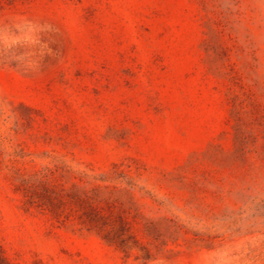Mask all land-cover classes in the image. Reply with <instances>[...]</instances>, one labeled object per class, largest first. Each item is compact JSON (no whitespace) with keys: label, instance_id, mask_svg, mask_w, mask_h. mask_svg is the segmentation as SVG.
<instances>
[{"label":"rangeland","instance_id":"rangeland-1","mask_svg":"<svg viewBox=\"0 0 264 264\" xmlns=\"http://www.w3.org/2000/svg\"><path fill=\"white\" fill-rule=\"evenodd\" d=\"M0 264H264V0H0Z\"/></svg>","mask_w":264,"mask_h":264}]
</instances>
